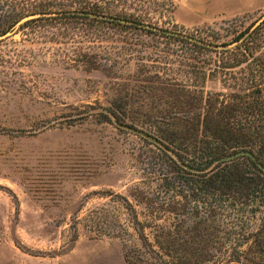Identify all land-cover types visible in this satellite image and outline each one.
<instances>
[{
    "label": "trees",
    "instance_id": "trees-1",
    "mask_svg": "<svg viewBox=\"0 0 264 264\" xmlns=\"http://www.w3.org/2000/svg\"><path fill=\"white\" fill-rule=\"evenodd\" d=\"M160 14L144 0H0V41L21 31L30 43L53 44L54 55H74L85 70L107 69L117 57L134 53L127 63L136 74L116 87L109 107L100 109L135 127L127 120L133 121L132 99L140 97V112L154 129L150 134L193 168L205 169L240 150L252 151L264 165V15L247 26H212L196 34L165 27ZM120 19L227 47L215 49ZM166 54L173 56L178 72L167 80L151 75L150 65ZM93 116L113 123L104 111ZM141 139L152 147L140 155L151 182L171 195L163 205L182 215L187 229L177 236L163 225H150L137 243L124 244L126 264H219L224 258L229 264H264V170L242 156L209 172H194ZM256 216L259 224L253 229L249 223Z\"/></svg>",
    "mask_w": 264,
    "mask_h": 264
},
{
    "label": "rangeland",
    "instance_id": "rangeland-1",
    "mask_svg": "<svg viewBox=\"0 0 264 264\" xmlns=\"http://www.w3.org/2000/svg\"><path fill=\"white\" fill-rule=\"evenodd\" d=\"M144 1L165 27L196 34L264 15V0L214 19L192 12L186 0ZM9 35L0 41V264H126L124 244L137 243L150 225L183 234L184 217L163 205L171 195L151 182L141 161L152 147L86 115L109 107L116 87L131 81L134 53L85 70L74 55H54L51 43H30L18 30ZM165 56L150 65L151 75L167 80L178 72ZM140 103L135 95L127 122L153 133ZM258 224L259 216L251 218L249 226Z\"/></svg>",
    "mask_w": 264,
    "mask_h": 264
},
{
    "label": "water",
    "instance_id": "water-1",
    "mask_svg": "<svg viewBox=\"0 0 264 264\" xmlns=\"http://www.w3.org/2000/svg\"><path fill=\"white\" fill-rule=\"evenodd\" d=\"M88 14L90 16H93V17H95V16L98 17L99 16L101 18H110L112 20L115 19L114 17H108V16H104V15H97V14H94V13H88ZM120 21L128 23V24H137L139 26H142V27L148 28V29H152L154 31L166 32L168 34H173V35H177V36L190 38V40H192V41L198 42L199 44H202V45H207L209 47H213L215 49H223V48L227 47V46H222V45H211V44H208V43H206L204 41L195 39L194 37H188L187 35L180 34V33H177V32L166 31L163 28L155 26V25H152V24L137 23L136 21H129V20H125V19H120ZM98 111H104L105 113L109 114V116L111 117L113 123H115L119 128L127 130V131H129V132H131L133 134H136L138 136H141L143 138H146L147 140H149V141L155 143L156 145L160 146L161 148L166 150L181 166H183V167H185V168H187V169H189L191 171L202 172V173L209 172V171L213 170L220 163L232 161V160H235V159L240 158L242 156H250L258 164V166L264 170V165L258 160L256 155L250 150H240V151L234 152V153H232L230 155L222 156V157L216 159L210 166H208L205 169L193 168V167L185 164L181 160V158L173 150H171L162 140H160L158 137H156V136H154V135H152V134H150V133H148V132H146V131H144V130H142L140 128H137V127H134V126H131L129 124H126V123H123V122L119 121L116 118V116L108 109H97V110L86 111V115L90 114V113H97Z\"/></svg>",
    "mask_w": 264,
    "mask_h": 264
},
{
    "label": "crops",
    "instance_id": "crops-1",
    "mask_svg": "<svg viewBox=\"0 0 264 264\" xmlns=\"http://www.w3.org/2000/svg\"><path fill=\"white\" fill-rule=\"evenodd\" d=\"M255 0H186L185 5L192 12L199 14L205 19H214L220 14L240 11L251 4H255Z\"/></svg>",
    "mask_w": 264,
    "mask_h": 264
}]
</instances>
